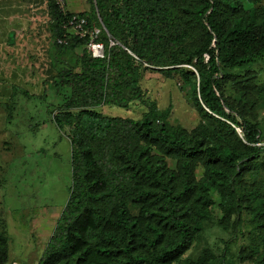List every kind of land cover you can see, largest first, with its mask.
<instances>
[{
    "label": "trees",
    "instance_id": "trees-1",
    "mask_svg": "<svg viewBox=\"0 0 264 264\" xmlns=\"http://www.w3.org/2000/svg\"><path fill=\"white\" fill-rule=\"evenodd\" d=\"M88 1L79 12L48 1L55 43L81 52L80 69L61 74L71 95L54 119L60 129L70 124L72 186L38 264H173L213 218L212 191L221 224L249 212L256 241L239 257L264 264V190L245 182L264 171V147L248 117L257 102L251 70L236 72L264 54L262 0ZM72 13L101 27L105 57L64 28ZM146 71L191 86L194 128L171 123L170 107L158 109L141 83ZM229 81L242 82L239 96L226 93ZM140 102L139 118L99 110ZM9 241L0 229V264L9 262ZM216 261L206 248L195 264Z\"/></svg>",
    "mask_w": 264,
    "mask_h": 264
},
{
    "label": "rangeland",
    "instance_id": "rangeland-1",
    "mask_svg": "<svg viewBox=\"0 0 264 264\" xmlns=\"http://www.w3.org/2000/svg\"><path fill=\"white\" fill-rule=\"evenodd\" d=\"M64 2L69 9L79 11L91 6L88 0ZM65 52L62 57L65 62L52 82L47 81L39 89L32 79H26L32 83V88L26 89L15 84L17 80H11L7 84L10 91L0 98V229L10 237L8 264H38L72 186L70 124L64 120L60 129L54 119L71 95V87L63 85L61 74L80 69L77 57L81 49ZM3 65L0 63V67ZM248 69L249 83L253 86L248 90L257 99L248 117L259 123L262 137L259 145L264 147V54L236 72L243 78ZM143 74L141 83L158 109L170 107L171 123L189 130L199 123L189 84L166 77L160 71ZM242 86V82L229 81L226 93L232 98L239 96L244 90ZM145 108L140 102L128 108L103 105L99 110L108 115L139 118ZM168 162L175 166L173 159ZM196 172L200 177L203 167L199 165ZM245 182L248 187L256 182L255 186L264 190V171L257 179L249 175ZM211 194L215 199L213 218L205 222L190 248L173 264H195L206 248L216 256V264H253L250 259L239 257L241 251L250 250L256 241L249 212L243 209L221 224L220 196L216 191Z\"/></svg>",
    "mask_w": 264,
    "mask_h": 264
},
{
    "label": "crops",
    "instance_id": "crops-1",
    "mask_svg": "<svg viewBox=\"0 0 264 264\" xmlns=\"http://www.w3.org/2000/svg\"><path fill=\"white\" fill-rule=\"evenodd\" d=\"M48 1L0 0V63L5 64L0 67V98L10 91L11 80L28 89L32 83L26 79H32L41 89L60 72L67 52L55 43Z\"/></svg>",
    "mask_w": 264,
    "mask_h": 264
},
{
    "label": "built area",
    "instance_id": "built-area-1",
    "mask_svg": "<svg viewBox=\"0 0 264 264\" xmlns=\"http://www.w3.org/2000/svg\"><path fill=\"white\" fill-rule=\"evenodd\" d=\"M63 11H66V5L64 0H56ZM64 28L72 33H75L79 37H88L89 42L87 44L88 49L91 51L94 57H105L104 43L98 40V36L101 33V27L98 25L90 26L88 19L84 15L78 13H72L67 21L64 23ZM58 42H65L64 38H59ZM114 42L111 41V45Z\"/></svg>",
    "mask_w": 264,
    "mask_h": 264
}]
</instances>
